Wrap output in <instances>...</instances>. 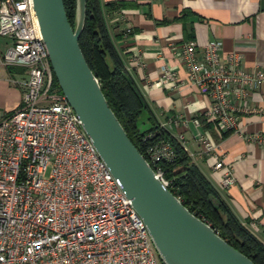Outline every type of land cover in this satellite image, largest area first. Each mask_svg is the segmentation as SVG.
<instances>
[{"label": "built area", "instance_id": "built-area-1", "mask_svg": "<svg viewBox=\"0 0 264 264\" xmlns=\"http://www.w3.org/2000/svg\"><path fill=\"white\" fill-rule=\"evenodd\" d=\"M0 36L11 39L0 55V75L8 66L26 71L25 78L10 79L22 89L20 105L0 119V264H162L143 219L54 83L33 0H0ZM221 50L222 41L212 39L201 52L194 41L174 52L209 103L170 125L194 126L198 155L215 158L226 189L234 177L201 119L220 132L241 134L239 117L261 110L250 98L264 72L247 70L240 52ZM162 72L164 81L176 80L172 70ZM176 136L184 146L183 133ZM243 137L264 142L259 133ZM146 153L168 186L160 162L174 158L171 144L156 142Z\"/></svg>", "mask_w": 264, "mask_h": 264}, {"label": "crops", "instance_id": "crops-1", "mask_svg": "<svg viewBox=\"0 0 264 264\" xmlns=\"http://www.w3.org/2000/svg\"><path fill=\"white\" fill-rule=\"evenodd\" d=\"M116 1L121 6L105 13L110 34L124 58L127 69L144 96L154 119L177 138L185 137L184 147L193 162L215 185L241 222L264 242V142L245 139V134L264 136V81L254 92L250 103L259 113L239 117L241 134L220 132L211 121L206 133L219 144L222 160L234 177L226 189L220 187L222 171L214 168V157H200L193 137L196 129L171 126V121L191 119L209 103L199 86L188 80L185 65L174 55L179 47L194 41L201 52L212 39L222 41L221 54H242L244 67L264 72V0H101ZM121 35L117 37L118 35ZM11 45V39L0 36V55ZM200 55V54H199ZM9 67V66H8ZM4 67L0 75V119L20 105L22 89L10 79L26 77L17 67ZM176 74L175 81H164L163 70ZM141 124L150 121L144 112Z\"/></svg>", "mask_w": 264, "mask_h": 264}, {"label": "water", "instance_id": "water-1", "mask_svg": "<svg viewBox=\"0 0 264 264\" xmlns=\"http://www.w3.org/2000/svg\"><path fill=\"white\" fill-rule=\"evenodd\" d=\"M86 1H75L72 25L63 0H33V13L61 93L143 219L161 263L255 264L190 212L127 136L79 45Z\"/></svg>", "mask_w": 264, "mask_h": 264}, {"label": "trees", "instance_id": "trees-1", "mask_svg": "<svg viewBox=\"0 0 264 264\" xmlns=\"http://www.w3.org/2000/svg\"><path fill=\"white\" fill-rule=\"evenodd\" d=\"M75 1L63 0L71 25ZM120 6L121 3L116 1L102 6L101 0H87L85 23L79 38L80 48L100 83L108 105L131 142L146 159L147 148L156 142L168 141L171 144L174 158L160 162L165 177L170 180L168 189L190 212L209 223L235 249L255 264H264V242L240 221L219 190L193 162L182 143L154 119L110 34L105 13H112ZM8 69L14 72L17 67L9 66ZM54 83L61 93L55 77ZM144 112L150 125L142 129L140 124ZM201 120L203 128H212L211 123ZM151 166L155 169L152 163Z\"/></svg>", "mask_w": 264, "mask_h": 264}, {"label": "rangeland", "instance_id": "rangeland-1", "mask_svg": "<svg viewBox=\"0 0 264 264\" xmlns=\"http://www.w3.org/2000/svg\"><path fill=\"white\" fill-rule=\"evenodd\" d=\"M140 127H141L142 129H144V127L142 126V124H140Z\"/></svg>", "mask_w": 264, "mask_h": 264}]
</instances>
